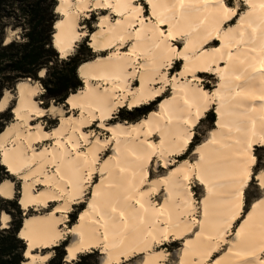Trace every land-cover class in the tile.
<instances>
[{"label": "bare ground", "instance_id": "obj_1", "mask_svg": "<svg viewBox=\"0 0 264 264\" xmlns=\"http://www.w3.org/2000/svg\"><path fill=\"white\" fill-rule=\"evenodd\" d=\"M101 2L112 4L116 11L98 8ZM123 2L57 0L55 9L60 11H56L59 18L52 42L59 56L72 54L85 36L97 53L78 67L83 86L66 98L70 113L54 103L42 107L36 99L42 91L38 82L22 79L15 85L14 118L0 132V163L21 180L19 204L24 210H37L23 218L19 231L26 244L22 264H43L48 255L38 250L57 245L67 234L72 236L65 248L68 262L79 253L98 249L101 264H121L136 257H140L136 264H164L168 253L160 247L181 240L175 264H208L209 260L212 264H261L264 205L250 206L241 218L231 191L233 178L239 177L255 154L254 146L264 147V100L260 99L264 96V11L259 8L264 0H250L255 9L246 6L236 24L228 27L227 22L219 23L213 0H207V7L205 0H183V8L181 0H152L155 7L149 6L147 17L117 7ZM102 9L108 13L98 15L96 28L88 34L81 18ZM161 19L166 24L161 25ZM229 28L233 31L228 32ZM209 35L212 39L203 43ZM215 39L219 45L208 48ZM178 40H182L181 47L175 45ZM60 49L65 50L63 55ZM214 49L221 51L214 53ZM177 50L188 56L190 68L197 69L195 81L191 73L180 76L185 68L182 58L174 82L168 78L169 68L163 69L164 75L158 71L170 58L171 63L176 60ZM207 67L212 71H204ZM200 73L215 75L213 90L202 87ZM166 86L169 94L163 96ZM197 86L202 92L216 93L209 106H204ZM160 97L156 109L139 120L110 122L119 108L132 110ZM12 99L11 91L5 90L0 111ZM48 108L51 117L58 119L50 130L32 122L45 116ZM198 110L197 125L213 110L214 127L195 146L192 161L172 164L193 139L184 121ZM95 121L107 136L85 131ZM44 140L51 143L38 147ZM250 142L251 149L247 147ZM153 162H160L165 172L151 177L148 169ZM193 171L204 181L195 180L203 189L199 200L191 191ZM95 176L98 179L93 181ZM14 192L13 181L2 180L0 196L11 199ZM50 202H56L51 212L38 211ZM82 203L85 207L66 228L73 205ZM0 219L1 227H8L9 214L2 211ZM231 231L233 236L227 240Z\"/></svg>", "mask_w": 264, "mask_h": 264}, {"label": "trees", "instance_id": "obj_2", "mask_svg": "<svg viewBox=\"0 0 264 264\" xmlns=\"http://www.w3.org/2000/svg\"><path fill=\"white\" fill-rule=\"evenodd\" d=\"M56 4L57 0H0V98L3 92L12 89L17 81L28 78L34 82L39 81L44 86L45 93L40 96L44 107H48L52 100L55 104L65 103L70 93L83 86L77 73L78 67L91 60L95 53L85 45L86 38L73 54L65 58L59 56L52 42L53 27L57 20ZM8 27H20L22 40L5 42V31ZM41 69H46V75L43 77L38 75ZM155 103L153 101L132 111L121 109L117 118L129 122L137 121L152 111ZM11 108L0 112V132L12 120ZM209 115L213 121V115ZM193 144L191 141L187 152H190ZM6 178H10V174L0 164V183ZM2 211L10 214L12 219L9 227L2 228L0 224V264H22L26 249L24 241L18 236L22 226V210L15 199L0 197V213ZM79 211L71 214V225ZM66 245L67 242L64 241L53 246L55 255L47 264H79L80 261H83V264H100L98 251L95 249L79 254L77 259L71 262L63 261Z\"/></svg>", "mask_w": 264, "mask_h": 264}, {"label": "rangeland", "instance_id": "obj_3", "mask_svg": "<svg viewBox=\"0 0 264 264\" xmlns=\"http://www.w3.org/2000/svg\"><path fill=\"white\" fill-rule=\"evenodd\" d=\"M146 2V0H144V4L145 5H148L147 3H145ZM235 2H236V0H233V4H235ZM247 5L245 4L244 6H243V8H242V10H239L238 9V11H239V15L238 16H236V17H234L230 22H227L226 24H225V27H228L229 25H234V24H236V20H237V18L243 13V12H245V10H246V7ZM106 9H102V10H92V11H89V13H88V17H85V18H81V21H80V24H81V26H83V29H85L86 30V32L89 34L91 31H93L95 28H96V23H97V19H98V15H101V14H106V13H108V11L106 10ZM55 11H56V9H55ZM148 14H149V6H148V8H147V12H146V14H144L146 17L148 16ZM59 18V15L57 14V19ZM56 22V21H55ZM54 26H55V23H54ZM90 29H92L91 31H90ZM162 29L163 30H165L166 29V27L165 26H163L162 27ZM55 31V30H54ZM13 34H15V35H13ZM87 38V42H86V46L87 47H89L90 48V46H89V44H88V41H89V38L88 37H84L81 41H79L78 43H77V45L75 46V48H74V51L72 52V54L77 50V48L79 47V45L85 40ZM8 39V40H7ZM13 39H16V40H22V29L20 28V27H17V28H15V29H13V28H11V27H8L7 29H6V31H5V42H9V41H11V40H13ZM175 45L177 46V47H181L182 46V40H178L177 42H175ZM217 45H219V39H215L213 42H211L207 47L208 48H210V47H214V46H217ZM124 49H126V48H124ZM92 50V49H91ZM93 51V50H92ZM97 53H95V55H96ZM71 55V54H70ZM69 56V55H68ZM176 63H177V60H175L173 63H172V65H173V68H169L168 69V78L169 79H171L180 69H181V61L179 62V68H176L175 67V65H176ZM174 69V70H173ZM77 73H78V70H77ZM39 75V74H38ZM79 76V75H78ZM199 76L201 77V85H202V87L203 88H205V89H207V90H213V88H214V86H215V84H216V78H215V75L214 74H211V73H200L199 74ZM41 77V76H40ZM28 79H30V78H28ZM31 80V79H30ZM32 81V80H31ZM18 82V81H17ZM16 82V83H17ZM32 82H34V81H32ZM36 82H38L40 85H41V87H42V91L38 94V96L36 97V99L38 100V102H41V103H39L42 107H44L43 105H42V100H41V98H40V96L43 94V93H45V88H44V86L41 84V82H39V81H36ZM16 85V84H15ZM9 91H11V93L13 94V99H12V101L10 102V104H9V106L5 109V110H7L9 107H13L14 106V96H15V92H16V86H14L12 89H8ZM165 93H167L166 95H168L169 94V86H166V92ZM165 93L163 94V96H166L165 95ZM161 99V97L160 98H158L156 101H154V102H156L155 103V105H153V109L152 110H155L156 109V107H157V103H158V101ZM51 103H54V101L52 100V101H50L49 102V104H48V106L51 104ZM55 104V103H54ZM63 104H66V100H65V103H63ZM63 104H58V105H63ZM44 108H46V107H44ZM65 109H67V108H65ZM121 109H123L124 111H126V110H128V111H132V110H134V109H132V110H130V109H128L127 107H123V108H119L118 110H117V112L114 114V116H113V118H111L110 119V122L111 123H113V122H115V121H126V122H129V121H127V120H120V118H117V116H118V113H119V111L121 110ZM5 110H2V111H0V112H3V111H5ZM11 110H12V108H11ZM11 113H12V111H10ZM125 113V112H124ZM212 114L213 115V121H211L210 120V118H211V116L209 115V114ZM209 115V116H208ZM13 113H12V120H13ZM11 120V121H12ZM40 120H42L44 123H43V126L45 127V129L46 130H49L52 126H55L56 125V123L58 122V119L56 118H53V117H44V118H41ZM40 120H32V122L33 123H36L37 121L39 122ZM214 120H215V114H214V111L213 110H210V111H208L207 113H206V115L204 116V118L198 123V125H197V127L194 129V132H195V134L193 135V139H192V142L193 141H195V143L193 144V146H192V148L190 149V152H187L188 151V149L190 148V146L191 145H189V147H188V149L186 150V152L184 153V154H182L181 156H177V157H174V161L172 162V164L173 163H177V162H179V161H192L193 159H194V157H195V155H194V153H193V150H194V148H195V146L197 145V144H199L200 142H202L203 141V139H205V137L207 136V134H208V131L210 130V129H212L213 127H214ZM52 121V122H51ZM6 126V125H5ZM85 131H88V132H92V133H100V135H101V137L103 138V137H105V136H107V134H105V132H102L101 131V129L99 128V126H98V122L97 121H95L94 122V124L93 125H91L90 127H87V128H85ZM155 140H156V138H155ZM46 143H49V141H47ZM40 144H38L37 146H39ZM109 151H110V148H108L106 151H104L103 152V154H102V157H104L105 155H107L108 153H109ZM253 152L256 154V155H261V154H264V147L263 146H254V148H253ZM184 156V158H181V157H183ZM1 164V163H0ZM164 169V170H163ZM7 171V170H6ZM148 171H149V175L151 176V177H156V176H158V175H161V174H163L164 172H165V168H162L161 166H160V162H158L156 165H154V162L152 163V164H150V166H149V169H148ZM10 174V173H9ZM7 179H10L11 181H13V183H14V191H15V194H14V197L13 198H11L12 200H16V202H17V204H19V202H18V197H19V194H20V188H21V180L17 177V176H15V175H11L10 174V178H7ZM98 179V177L97 176H95L94 178H93V181H96ZM191 191L193 192V195H194V198L196 199V200H199L201 197H202V195H203V189H202V187L195 181H193L192 182V184H191ZM87 192H88V190H87ZM88 195V194H87ZM1 197V196H0ZM86 197V196H85ZM3 198V197H2ZM154 200L156 201V202H159V200H160V195H158V196H155L154 197ZM51 205H52V203L50 204V206L48 207V208H51ZM19 206H20V204H19ZM85 206H84V204L82 203V204H79V205H74L73 206V210H72V212L71 213H69L68 214V219H67V222H66V225L67 226H69L70 227V219H71V214H73L75 211H81L83 208H84ZM250 206H248V208H249ZM20 208H21V206H20ZM247 208V209H248ZM47 209V208H46ZM21 210H22V217L24 218L26 215H29V214H33V213H35V211H37V210H34V209H30V210H23L22 208H21ZM39 212H43V211H45L46 212V210L45 209H41V210H38ZM79 211V212H80ZM4 212V211H3ZM78 212V213H79ZM244 212L245 211H243L242 212V214H241V216H243V214H244ZM78 213H76L75 214V216L76 215H78ZM1 214V213H0ZM8 214V213H7ZM9 216H10V221H11V219H12V217H11V215L9 214ZM23 218H22V224H23ZM241 220V218L238 220V222ZM9 221V222H10ZM238 222H236V223H234V225H233V228H232V231H234V229H235V227H236V225L238 224ZM0 224H1V222H0ZM8 227H9V223H8ZM22 227V226H21ZM3 228H5V227H3ZM231 231V233H229V235L227 236V240H229V239H231L232 238V236H233V232ZM71 238H72V236H71ZM71 238L70 237H67L66 239L67 240H62L59 244H57V245H60L62 242H64V241H66L67 242V244L70 242V240H71ZM25 243V242H24ZM57 245H55V246H57ZM25 246H26V244H25ZM65 248H66V246H65ZM65 248H64V250H65ZM180 248H182V241L181 240H177V241H172V242H169V243H167V244H165V245H162L161 247H160V249H164L167 253H168V256L166 257V260H165V262H164V264H175V260H176V258H177V255H178V253H179V251L181 250ZM224 248V246H222V249ZM40 251H42V250H38V253L40 252ZM66 251V250H65ZM93 251V250H92ZM92 251H88V252H86V253H89V252H92ZM98 251V250H97ZM222 250H220V252H221ZM220 252H218L217 254H219ZM41 253V252H40ZM45 253V252H44ZM50 258L46 261V263L45 264H47V262L55 255V251L54 250H52V248L50 249ZM82 254V253H81ZM216 254V255H217ZM23 257H24V254H23ZM78 257V256H77ZM101 254H100V251H98V259H99V263H100V260H101ZM77 259V258H76ZM76 259H74V260H76ZM139 260H140V257H136V258H133V259H131V260H129V261H124V262H122L121 264H136V263H138L139 262ZM24 261H25V259H24ZM23 261V262H24ZM63 261H65V262H68V261H66L64 258H63ZM22 262V263H23Z\"/></svg>", "mask_w": 264, "mask_h": 264}, {"label": "snow or ice", "instance_id": "obj_4", "mask_svg": "<svg viewBox=\"0 0 264 264\" xmlns=\"http://www.w3.org/2000/svg\"><path fill=\"white\" fill-rule=\"evenodd\" d=\"M247 5L250 9H255L256 5L252 4L250 2V0H236L235 4H233V0H213L211 6L213 8H215L217 10V13L219 15V23L220 24H224L225 22H230L232 20L233 17H236L239 15V10H242L244 5ZM123 6L125 9H130L131 11L135 12L137 14V16L146 14L147 12V8L148 6H152L153 8L155 7V5L152 4V0H148V5L144 4V0H124L123 5L118 4L117 7H121ZM181 8H183V0H181L180 3ZM209 6L207 3V0H205V7ZM98 8H106L112 11H116L115 8H113V5L107 2H101L99 4H97ZM259 8L261 9V11H264V2H261L259 4ZM57 12L60 11V9H56ZM118 15H123V13H117ZM241 20H243V17H241ZM103 23V21H102ZM145 23V21L141 20V24L143 25ZM116 24L120 25L121 24V20H116ZM160 24L164 25L166 24V21L161 19L160 20ZM60 25H57V28H59ZM228 32H232L233 30L231 28H229L227 30ZM253 31H255V29H253ZM15 35V34H13ZM161 35H163V33H161ZM169 36L171 37V33H169ZM0 39H2V37H0ZM172 39H175L174 37H172ZM212 39V37L209 35L207 37H205L203 43H207L208 40ZM185 50H187L188 45L185 44L184 45ZM64 49H60L61 54H64ZM221 49H214L213 52L217 53L220 52ZM175 58L177 60V63L175 65L176 68H179V62H180V58L183 59V61H185V68L180 72V76H185L188 73L192 74L193 80H196V72L197 69L196 68H190L187 65V60H188V56L185 53H182L180 51H176L175 53ZM221 59H223V56L220 57ZM171 59H169V62L167 64H161L159 66V72L161 75L163 74V69L165 67L167 68H173V65L171 63ZM215 63V61H213ZM46 62H45V67H46ZM174 70V69H173ZM204 71H212L211 67H207L204 69ZM40 76H45L46 72L45 71H41ZM217 74H220L219 69H217ZM221 79H223V76H221ZM173 82L176 80V77L172 78ZM164 82H168L166 77ZM191 86V85H190ZM196 92L199 93L200 95H202L203 99H204V106L207 107L209 106V104H211L212 99L215 98L216 93H207V92H202V90L197 86L196 87ZM167 93H165L166 95ZM261 100H264V96L260 97ZM185 103H188V101L186 100ZM73 107H75V105H73ZM129 107H131V105H129ZM191 107V106H190ZM201 115V111L198 110L196 112L195 117H191L188 120H185L184 123L186 125H188V132H192V134L194 135L195 132L193 131V129H195L197 127V121L199 120V117ZM103 127V125L101 126ZM187 143V140H185V144ZM193 143H195V141H193ZM264 143V142H262ZM252 143L250 142L247 147L249 149L252 148ZM197 152H199V149H197ZM182 158V157H181ZM202 158V157H201ZM184 167H187V162H185ZM88 178L89 180H91V173L88 174ZM185 180L189 179L188 176L184 177ZM192 179L193 181L200 179V177L196 176L195 171H193V175H192ZM200 183L203 184L204 181L202 179H200ZM233 188L231 191L232 196L235 198L236 201V207H237V211L238 212H243V211H247L248 206H251L252 208H255L257 206V204H261L264 205V154L261 155H256V154H252L250 159L247 161V163L244 165L242 172L240 173L238 178H233ZM253 201H255V203H253ZM113 211H115V209H113ZM241 218H243L241 216ZM4 221L8 220V216H4L3 217ZM233 219H236V216L233 215ZM238 222V221H237ZM230 226V224H229ZM225 231H227V228L224 229ZM73 232H75V229H72ZM23 235V234H21ZM236 235L239 237L240 233L237 232ZM259 256L264 258V247L259 249ZM69 257L71 258V253H69ZM79 264H83V261H80ZM105 264H109L108 261L105 262ZM208 264H212V261L209 260ZM217 264H219V262H217ZM261 264H264V259L261 260Z\"/></svg>", "mask_w": 264, "mask_h": 264}, {"label": "crops", "instance_id": "obj_5", "mask_svg": "<svg viewBox=\"0 0 264 264\" xmlns=\"http://www.w3.org/2000/svg\"><path fill=\"white\" fill-rule=\"evenodd\" d=\"M39 84V83H38ZM40 85V84H39ZM41 86V85H40ZM38 96V95H37ZM36 96V97H37ZM39 103H41V102H39ZM61 106V108L65 111V113L66 114H68V113H70V111H71V109L69 108V104L66 102V104H63V105H60ZM65 108H67V109H65ZM44 117H51V115H50V113H49V108L46 110V114H45V116H41V117H38V118H36V119H34V120H40L41 118H44ZM38 122V121H37ZM39 123H41L42 125H43V121L42 120H40L39 121ZM94 124V123H93ZM92 124V125H93ZM44 127V126H43ZM90 127V126H89ZM44 129H45V127H44ZM50 129H52V127L50 128ZM49 129V130H50ZM47 141H49V143H46ZM51 143V141L50 140H44L43 142H40L39 144L40 145H44V144H50ZM39 145V146H40ZM38 146V147H39ZM0 158H1V156H0ZM4 166V165H3ZM5 167V166H4ZM6 168V167H5ZM8 173H9V171H8ZM11 175H13V174H11ZM14 194H15V192H14ZM21 195V191H20V194H19V196ZM6 198V197H5ZM6 199H10V198H6ZM52 203V205H51V208H48L49 206H50V204ZM50 204L48 205V207H47V209L45 208V210H47L48 212H51L52 211V209H54V207L56 206V202H50ZM75 205V204H74ZM73 205V206H74ZM21 206V205H20ZM21 208L23 209V207L21 206ZM30 209H32V208H30ZM73 209V208H72ZM24 210V209H23ZM56 214L57 215H59L60 214V212H56ZM69 214V213H68ZM67 219H68V215H67V218H66V220H65V222H64V226L66 227V228H69V226H67L66 225V222H67ZM63 225V224H62ZM71 226V225H70ZM21 229V228H20ZM20 231V230H19ZM18 236H19V233H18ZM67 237H70L71 238V235L70 234H67V236H65V240H67L66 238ZM64 240V239H63ZM62 241V240H61ZM61 241H59L57 244H59ZM70 243V242H69ZM68 243V244H69ZM53 246H55V244L54 245H52V246H49V247H47V248H43L42 249V251H40L41 252V254H46V255H48V258H47V260L51 257L50 256V249L53 247ZM96 250H98V249H96ZM99 251V250H98ZM45 252V253H44ZM66 252V251H65ZM80 254V253H79ZM65 256H66V253H65ZM64 256V259L66 260V257ZM46 260V261H47ZM74 260V259H73ZM46 261L43 263V264H45L46 263ZM67 261V260H66ZM71 261V260H70ZM122 263V262H121ZM100 264H101V260H100Z\"/></svg>", "mask_w": 264, "mask_h": 264}, {"label": "water", "instance_id": "obj_6", "mask_svg": "<svg viewBox=\"0 0 264 264\" xmlns=\"http://www.w3.org/2000/svg\"><path fill=\"white\" fill-rule=\"evenodd\" d=\"M55 13L57 14L56 11H55ZM53 28L55 29V26ZM6 90H8V89H6ZM3 94H4V92H3ZM0 222L2 223L1 219H0ZM24 259H26L25 254H24Z\"/></svg>", "mask_w": 264, "mask_h": 264}]
</instances>
